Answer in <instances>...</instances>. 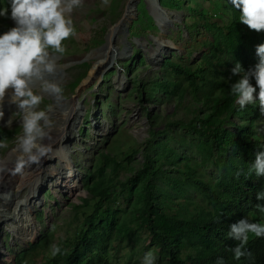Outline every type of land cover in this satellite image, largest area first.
<instances>
[{
  "label": "trees",
  "instance_id": "trees-1",
  "mask_svg": "<svg viewBox=\"0 0 264 264\" xmlns=\"http://www.w3.org/2000/svg\"><path fill=\"white\" fill-rule=\"evenodd\" d=\"M157 1L165 7L171 2L182 5L190 12L194 24L186 30L190 37H206L200 43L205 53L196 63L166 57L153 78H134L136 89L140 98H154L156 103L162 94L163 102H175L188 117H165L158 129L160 116L155 114L149 118V137L137 147L131 140L120 151V162L118 154H100L94 169L83 175L90 199L73 206L81 213L94 202L92 212L74 241L60 246V252L43 264H114V252L139 248L145 238L150 244L145 240L133 253L151 252L157 264H264V237L250 234L245 247L251 255L236 260L231 249L239 242L228 235L241 219L264 223V214L255 210L257 203L264 204L256 200L264 177L249 172L255 153L264 150V110L258 99L241 108L231 94V85L239 79L233 67L239 63L245 72L254 69L259 62L255 49L264 43V33L241 24L230 0H212L221 13L215 18L199 12L196 0ZM0 5L6 6L7 0ZM138 12L133 34L140 28L157 30L147 13ZM129 64L124 63L128 70ZM251 83L256 86L254 79ZM15 133L0 128V140L6 144ZM121 170L126 174L120 179ZM49 237L42 235L19 253L15 264H32L47 249Z\"/></svg>",
  "mask_w": 264,
  "mask_h": 264
},
{
  "label": "rangeland",
  "instance_id": "rangeland-1",
  "mask_svg": "<svg viewBox=\"0 0 264 264\" xmlns=\"http://www.w3.org/2000/svg\"><path fill=\"white\" fill-rule=\"evenodd\" d=\"M196 2L199 12L214 18L221 16L218 3L215 5L212 0ZM196 5L191 7L196 8ZM176 7L172 2L162 6L157 0H81L80 5L74 7L70 16L75 33L63 42L65 51L62 54L50 53L57 67L53 74H46V79L62 86V99L43 92L39 80L34 79L30 85L36 94L44 97L35 110H47L52 121L51 129L45 128L49 138L43 143L53 145V151L45 156V163L54 171V176L39 171L44 178L36 177L31 186L12 184L7 187L3 184L8 182V173L17 175L15 162L20 154L18 143L27 111L12 102V90H7L0 101L3 112L0 128L16 132V135L0 149V264H15L19 253L38 243L47 233L50 234L47 249L32 264L52 260L53 246L73 242L82 229L85 216L92 212L94 202L81 213L73 206L90 199L83 188V175L94 169L100 154H118L120 162V151H124L131 140L137 147L149 137L152 127L149 118L155 114L160 116L158 129L163 128L165 117L177 121L188 117L183 107L178 108L175 102H163L162 94L158 96L160 103L154 98L150 101L145 96L140 98L134 79L138 76L137 80L145 81L156 76L166 57L196 63L205 53L200 43L206 37H190L186 30L194 24V17L184 6ZM138 11L147 13L157 30L149 33L140 28L137 35L133 34L131 26L137 20ZM216 19L220 22L219 17ZM13 26L12 20L1 17L0 33ZM127 62H130L129 70L124 65ZM253 95L256 99L258 93ZM187 101L185 99L183 105L187 106ZM233 121L238 123L237 119ZM136 159L141 161V155ZM29 170L36 171L35 164L25 166L17 177H27ZM125 174L126 171L121 170L118 177L121 179ZM62 177L66 178V184L77 185L75 194L70 195L56 186L55 178L62 180ZM22 202L29 216L18 214ZM24 228L26 230L21 232ZM27 229L33 234H26ZM29 236L32 238L27 241L25 238ZM145 240L148 246L149 240L145 238L139 248L124 250L122 247L114 252L118 259L114 264H124V252L131 258L126 263L142 264L147 252L135 255L133 251L142 249Z\"/></svg>",
  "mask_w": 264,
  "mask_h": 264
},
{
  "label": "clouds",
  "instance_id": "clouds-1",
  "mask_svg": "<svg viewBox=\"0 0 264 264\" xmlns=\"http://www.w3.org/2000/svg\"><path fill=\"white\" fill-rule=\"evenodd\" d=\"M81 0H7V5H0V17L13 21V27L0 33V101L7 90H12V102L21 110H27L23 117V134L19 137V155L15 162V172L25 166L39 163L53 151V145L45 144L51 129L47 110H35L44 101V97L36 94L30 86L32 81H41V90L57 99H62L61 85L46 79L56 71V59L50 53L65 51L63 42L74 35L71 12L79 6ZM233 8L239 11V22L257 33H264V0H230ZM259 62L254 69L245 72L239 63L232 69L239 79L231 85V94L236 103L244 108L254 101V93L259 89L256 99L264 110V43L255 49ZM255 80V87L251 80ZM3 112L0 110V120ZM43 122V124H41ZM11 121H8L10 125ZM6 147L0 140V149ZM256 177H264V150L255 153L254 161L249 169ZM257 201H264V189L256 193ZM255 210L264 214V204L257 203ZM264 237V223L250 222L241 219L231 225L229 236L239 243L233 249V257L239 260L250 256L246 244L249 237ZM60 252L53 246V254ZM142 264H157L155 256L148 252Z\"/></svg>",
  "mask_w": 264,
  "mask_h": 264
},
{
  "label": "bare ground",
  "instance_id": "bare-ground-1",
  "mask_svg": "<svg viewBox=\"0 0 264 264\" xmlns=\"http://www.w3.org/2000/svg\"><path fill=\"white\" fill-rule=\"evenodd\" d=\"M58 143H59V141H58ZM56 145H59V144H56ZM47 160H46V158L45 157H43L41 160H40V162L39 163H36L35 164V166H36V171H33V170H29V171H27V173H28V176L26 177V176H24V177H17V175H18V173H17V175L14 173V172H10V173H8L7 175H8V182H6V183H3L5 186H7V187H10V185H12V184H16V185H19L20 187H24L26 184H28V185H30V184H32V182H33V180L36 178V177H42V178H44V176H41V175H39V171H41V170H43V171H45V172H48L49 173V175H53L54 176V171L53 170H51L50 169V167H48V165H47V163H45ZM32 165V164H31ZM31 165H29V167H31ZM68 171L69 172H71V170L70 169H68ZM65 177H62V180H61V178H55V180H56V182H57V184H56V186L57 187H60V189H61V191H65V192H68V194H70V195H73V194H75V192L77 191V185L76 184H73V185H69V184H66L64 181H65ZM4 181V180H3ZM41 183V182H40ZM31 186V185H30ZM34 186H36V189H38V186H37V184L36 185H34ZM33 186V187H34ZM33 189V188H32ZM32 192H34V191H32ZM34 197V196H33ZM23 204H24V202H22L19 206H18V208H19V212H18V214H20V216L22 217V215L23 216H29V214H27V212L23 209ZM26 205V204H25ZM26 219H27V217H26ZM28 220V219H27ZM25 222V221H24ZM12 223V222H11ZM28 223V222H27ZM24 230H26L25 228L23 229V230H21V232L22 231H24ZM26 234H30V235H32L33 234V232L32 231H30L29 229H27V231H26ZM29 238H32V237H27V238H25L27 241H28V239Z\"/></svg>",
  "mask_w": 264,
  "mask_h": 264
}]
</instances>
